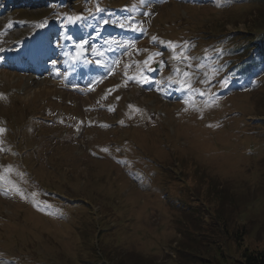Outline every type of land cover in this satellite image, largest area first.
<instances>
[{"label":"rangeland","instance_id":"rangeland-1","mask_svg":"<svg viewBox=\"0 0 264 264\" xmlns=\"http://www.w3.org/2000/svg\"><path fill=\"white\" fill-rule=\"evenodd\" d=\"M73 2L0 15L11 42L47 24L20 46L45 50L38 78L0 69V264H242L264 251V64L238 65L216 41L264 34V3ZM61 24L70 44L48 33ZM55 42L77 74L101 45L115 78L71 92L47 73Z\"/></svg>","mask_w":264,"mask_h":264},{"label":"trees","instance_id":"trees-1","mask_svg":"<svg viewBox=\"0 0 264 264\" xmlns=\"http://www.w3.org/2000/svg\"><path fill=\"white\" fill-rule=\"evenodd\" d=\"M236 1H256L257 3H264V0H236ZM264 23V16L260 15V21L258 23ZM201 30L197 32V38L200 39L199 34ZM257 37H249L245 41H232V35H224L225 40L220 42L217 38V44L221 46L229 45L230 54L233 56L235 62H239L238 65L245 64V66L251 65L253 63L260 64V68L264 64V34H259ZM215 39V38H214ZM198 42H200L198 40ZM253 49L256 51L253 52ZM229 51V50H228ZM236 55V59L235 56ZM245 60V61H242ZM253 68V67H252ZM251 68V69H252ZM201 260V259H199ZM242 264H264V251L259 250H245L243 252Z\"/></svg>","mask_w":264,"mask_h":264},{"label":"snow or ice","instance_id":"snow-or-ice-1","mask_svg":"<svg viewBox=\"0 0 264 264\" xmlns=\"http://www.w3.org/2000/svg\"><path fill=\"white\" fill-rule=\"evenodd\" d=\"M104 23H108V21H104ZM121 27H123V25L121 24L120 25ZM69 39H71V37H69ZM81 47H83V43L81 42V45H80ZM175 58V57H174ZM185 59H187V57H185ZM188 74L187 73H185V76H187ZM201 95H203V93H201ZM3 130L2 129H0V132H2Z\"/></svg>","mask_w":264,"mask_h":264},{"label":"bare ground","instance_id":"bare-ground-1","mask_svg":"<svg viewBox=\"0 0 264 264\" xmlns=\"http://www.w3.org/2000/svg\"><path fill=\"white\" fill-rule=\"evenodd\" d=\"M28 2L31 3V4H36L38 1L37 0H28Z\"/></svg>","mask_w":264,"mask_h":264}]
</instances>
